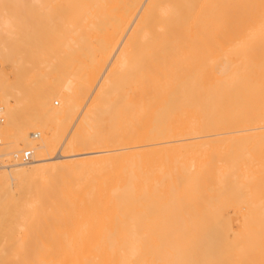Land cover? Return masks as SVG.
Instances as JSON below:
<instances>
[{"label":"bare ground","instance_id":"obj_1","mask_svg":"<svg viewBox=\"0 0 264 264\" xmlns=\"http://www.w3.org/2000/svg\"><path fill=\"white\" fill-rule=\"evenodd\" d=\"M0 106V264H264V0H0Z\"/></svg>","mask_w":264,"mask_h":264},{"label":"built area","instance_id":"obj_2","mask_svg":"<svg viewBox=\"0 0 264 264\" xmlns=\"http://www.w3.org/2000/svg\"><path fill=\"white\" fill-rule=\"evenodd\" d=\"M2 123V116H1V106H0V124ZM1 145V141H0ZM32 158V152L31 151H25L21 153L16 159L19 160L20 163H28Z\"/></svg>","mask_w":264,"mask_h":264},{"label":"rangeland","instance_id":"obj_3","mask_svg":"<svg viewBox=\"0 0 264 264\" xmlns=\"http://www.w3.org/2000/svg\"><path fill=\"white\" fill-rule=\"evenodd\" d=\"M126 88H128V86H124V87H123V90H122V93H123V94L120 95V96L122 97V96H125V95H126V98L123 97V99H125L126 101L129 102L131 96H129V95H128L129 97L127 96V93H128V91H129V90H128L129 88H128L127 90H126ZM94 91H95V90H94ZM126 92H127V93H126ZM129 94H130V93H129ZM121 97H120V98H121ZM127 97H128V98H127ZM86 100L89 102L90 99H89V98H88V99L86 98L85 101H83V104L85 103V104L87 105L88 102H87ZM85 104H84V105H85ZM62 151H63V150H61V152H62ZM93 151H94V150H93ZM86 152H87V151H86ZM88 152H90V151H88ZM57 156H58V154H57ZM236 227H238V226H236Z\"/></svg>","mask_w":264,"mask_h":264}]
</instances>
